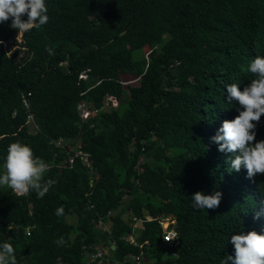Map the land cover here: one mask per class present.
<instances>
[{"label": "trees", "instance_id": "obj_1", "mask_svg": "<svg viewBox=\"0 0 264 264\" xmlns=\"http://www.w3.org/2000/svg\"><path fill=\"white\" fill-rule=\"evenodd\" d=\"M46 5L48 23L21 42L11 20L0 24V166L19 142L57 181L42 199L0 188V242L18 264H107L90 260L103 245L121 264H221L235 255L232 235H264V175L232 171L211 139L239 114L226 86L242 91L254 78L247 66L264 56V0ZM123 75L137 85L125 88ZM256 133L264 140V116ZM214 191L218 208L192 207L195 193ZM165 219L175 221L172 243Z\"/></svg>", "mask_w": 264, "mask_h": 264}, {"label": "clouds", "instance_id": "obj_2", "mask_svg": "<svg viewBox=\"0 0 264 264\" xmlns=\"http://www.w3.org/2000/svg\"><path fill=\"white\" fill-rule=\"evenodd\" d=\"M25 16L26 20L23 19ZM9 20L10 27L18 35L41 29L49 21L46 0H0V24ZM45 50L52 54L50 48ZM246 70L254 78L242 91L239 84L226 86L228 102L238 103L239 114L231 121H224L211 139L219 146V152L231 154L226 162L232 171L238 173L243 167L247 171V178L252 179L258 174L264 175V140L256 141V128L264 116V56H257ZM51 167L50 163L34 156L30 146L11 143L0 166V188L10 189L17 197L35 192L37 198L42 199L57 183L56 180L45 179ZM221 198L222 193L219 191L211 195L197 192L191 197V205L202 211L216 209ZM54 214L57 217L64 216V207H58ZM260 215L257 212L254 219L258 220ZM229 242L234 246L235 255L226 256L221 264H264V235L250 231L232 235ZM54 243L63 247L66 240L61 236ZM0 264H18L15 248L7 241L0 242Z\"/></svg>", "mask_w": 264, "mask_h": 264}, {"label": "built area", "instance_id": "obj_3", "mask_svg": "<svg viewBox=\"0 0 264 264\" xmlns=\"http://www.w3.org/2000/svg\"><path fill=\"white\" fill-rule=\"evenodd\" d=\"M26 106H28V103L25 102ZM81 106L80 105V110H81ZM81 116L83 119L85 118H88L89 117V113H87V111H85V109H82L81 110ZM170 219H168V221H166L165 223L164 222H161L162 226H163V229H164V242L165 243H172V241L175 240V238L177 237V232L173 229V228H170V226L173 224H175V221H169ZM167 224V225H166ZM28 235H30L28 233ZM173 256H176V252H173ZM97 257H100L102 258L103 255L102 254H98ZM111 264H121L119 262H115V263H111Z\"/></svg>", "mask_w": 264, "mask_h": 264}, {"label": "crops", "instance_id": "obj_4", "mask_svg": "<svg viewBox=\"0 0 264 264\" xmlns=\"http://www.w3.org/2000/svg\"><path fill=\"white\" fill-rule=\"evenodd\" d=\"M139 221H141L142 226H141V227H138V224H135V228H136V229L140 228V229H138V230H141V229H143V227H144V226H143V221H142V220H139ZM107 229H108V227L105 226V229H104V230H107ZM107 231L109 232V229H108ZM130 240H131L132 242L135 241V239H134L133 237H131ZM111 247H112V249L114 250V249H115V244H112ZM110 251H111L110 246H105V245H103L102 247H100V248L97 249V253H96V254H94V255H92V256L90 257V260H94V259L100 258V257H97V255H98V254H102V255H103L102 258H106V260L108 261L107 264H110V263H111V262H110L111 260L107 258V252L110 253ZM110 254H111V253H110ZM137 261H140V262H137ZM115 262H119V261H115V260H114L113 263H115ZM119 263H121V262H119ZM122 264H127V263L124 262V263H122ZM131 264H142V261L139 260V258H137V259H135Z\"/></svg>", "mask_w": 264, "mask_h": 264}, {"label": "rangeland", "instance_id": "obj_5", "mask_svg": "<svg viewBox=\"0 0 264 264\" xmlns=\"http://www.w3.org/2000/svg\"><path fill=\"white\" fill-rule=\"evenodd\" d=\"M22 34H19V37H18V42H21L22 41V38H21ZM139 54V53H137ZM122 81H123V84H124V87L126 88L128 85H132V86H135L137 85V79H135L134 77L132 76H126V75H123L122 76ZM108 103L110 102L109 100H107ZM82 109H85V111H87L88 113V109H86V107L84 105L81 106V110ZM35 126V125H34ZM33 127V126H32ZM33 129V128H32ZM125 220L126 221H129L130 220V217L129 215L127 214V216H125ZM168 221V219H165L164 220V223ZM136 224H138V227H141L142 226V223L141 221H137ZM167 225V224H166ZM135 226V225H134ZM140 229V228H138ZM131 239V238H130ZM107 258L110 259L111 261L114 260V258L112 257V254H110L109 252H107ZM137 262H140V261H137Z\"/></svg>", "mask_w": 264, "mask_h": 264}]
</instances>
